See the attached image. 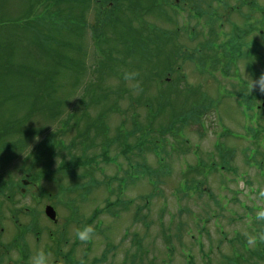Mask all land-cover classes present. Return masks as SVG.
<instances>
[{
    "label": "rangeland",
    "instance_id": "374dc122",
    "mask_svg": "<svg viewBox=\"0 0 264 264\" xmlns=\"http://www.w3.org/2000/svg\"><path fill=\"white\" fill-rule=\"evenodd\" d=\"M33 2L34 0H0V129L11 124L16 129L31 102L38 109V113L22 127L24 136H27L25 139L12 136V129L8 127V131L4 129L6 141H21L23 147L15 144L14 148L23 152L7 150V146L0 148V195L14 193L16 197H25L20 203L28 208L26 216L21 218L23 225L24 221L28 224L31 218L29 216L32 215L33 218H38L35 227H44L46 219L41 216L46 214L43 206L49 203V198L45 197L48 193L52 195V201L61 204L57 208L59 219L63 218L64 221L70 212L75 214L74 220H70L68 225L60 222L59 228L53 230L55 238L59 231V261L63 259L61 255H65L66 250L72 247L74 249L69 259L73 260V264H188V261L191 264H228L227 259L232 258L234 253L248 257L239 243L234 242L231 248L229 242L239 233L238 236L245 237L252 248L257 239L250 241L249 238L256 237L252 228L259 227L252 225L257 223L254 221L255 215L264 204V200L257 199V189L264 188V163L259 164L261 156H255L253 143L245 141L253 140L252 135L258 130L260 142L264 145V124L261 122L262 114L259 120L257 111H254L256 125L252 126L246 94L237 85L241 80L234 79L237 86L231 88L232 76L218 72V79L213 72H205L198 78L194 67L186 64L183 70L186 79L180 81L179 88H174L172 84L180 77L175 72L176 61L173 64L169 58L164 59L163 53L154 60L155 63L150 62L147 50L143 54L137 45L132 47L131 39L124 33L123 26H103L104 17L102 15L99 20V5L94 0L86 1L79 8H69L67 3H60L58 7L52 4V10L61 8L67 13L70 9L71 16L64 15L63 19L40 17V12H35L36 5L31 8L35 13L28 15V4ZM39 4L41 7L42 2ZM79 14H83L86 21L80 20ZM150 20L157 28L167 29L158 20ZM97 22L98 34L93 31ZM135 26L136 24L133 27ZM201 32L205 30L201 29ZM180 33L186 37L193 35L187 29H181ZM191 45L184 43L186 50L182 53L185 55L182 59L192 52L196 56L203 49H210L213 44L212 40H204L202 45ZM172 48L170 45L165 51L170 54ZM154 49L149 47V51ZM100 61H106L108 66L112 65L106 69L113 71L106 73L98 68ZM251 62L260 70L261 61L255 59ZM241 64L240 62L241 79L249 82L248 77L251 76ZM133 70L139 73L137 79L142 89L136 94H133L128 83L122 79L124 71ZM33 72L38 73V79L31 78ZM166 72L171 73L169 81H162L165 95L172 98V102H168V109H163L166 98L157 86L160 84L158 79H164ZM37 82L39 85L36 86ZM198 82L202 86L200 91L196 90ZM184 86H189L198 95L199 101L214 112L208 113L213 120V129L209 131L211 134L199 137L197 125L192 122L182 127L184 131L179 126L186 119L185 116L181 117L184 114ZM36 92V98H31ZM251 92L252 90H247V94ZM94 97L103 103L91 105ZM79 100L82 101L75 106ZM44 107H51L50 114L49 111L41 114L40 109ZM83 111H86V116ZM157 112L161 114L159 120L155 121L153 117ZM71 114L72 118L68 117ZM121 116L122 119L126 118L124 123ZM84 117L88 120H84ZM214 117L217 118L218 128L215 127ZM98 118L108 127L104 136L94 133L98 129L94 119ZM149 120L154 123L149 127L152 130H157L165 123L168 126L170 122L168 132L176 141H169L168 134L149 135L148 138L154 139L165 137L168 139V147L155 148L153 155L144 151L147 166L142 163L140 150L150 145V142L145 135L131 136V131L136 129L142 133V129L149 125ZM59 121L65 125L70 123L71 128L60 133L63 127ZM87 127L91 129L90 132ZM38 129L41 132L37 134L40 131ZM52 131L67 146L64 150L56 149L53 169L58 167L60 158L79 156L83 144L92 148L87 152L90 157L99 153L106 143L111 152L107 161L111 164L104 166L105 176L92 172L93 177L74 181L61 174L52 176V182L38 178L35 182L37 185L34 186L33 175L41 165L30 174L28 169L31 164L23 158L27 153H32L29 159L34 161L38 155L33 152L34 148ZM214 131L228 137H216L214 140ZM125 136L126 142L131 146L137 144V137L147 140L135 147V158L129 167L124 159L114 155L124 147L125 144L119 147L116 143H120ZM186 137L190 140L189 145L196 147L194 143L200 144L199 154L205 164L212 156L213 160L217 158L214 156L217 154L214 142L218 147L229 146L230 151H237L234 160L230 159L233 170L221 175L216 172L207 173L206 169L189 171L190 168H186L185 164L193 166L195 157L192 148L185 144ZM71 144H74V148H71ZM181 148L182 151H179ZM185 148L188 149L184 150ZM246 148L247 155L243 156ZM259 150L260 153L264 151L260 146ZM247 156L249 161L256 158L258 167L251 162L247 163ZM100 173L102 174L101 170ZM24 175L29 176L27 178L32 186L27 188L25 194H21ZM143 176L147 178L137 181ZM226 178L234 180L228 183L232 189L229 188L230 194L227 188L224 189ZM242 180L244 191L236 195L234 191ZM196 182H205L209 193L200 194L194 186ZM40 186L46 191H42ZM202 186L201 184L200 188ZM153 187L156 188L155 192ZM32 195L43 203L42 206H35L37 202L31 203ZM233 196L237 197L238 203H234ZM107 201L111 202L108 209L98 213L94 222L87 223L98 211L95 209L105 207ZM86 223L94 229L92 238L87 242L76 240L75 230ZM63 224L66 228L64 231L61 230ZM249 224H252L251 228ZM54 258L55 256L52 260Z\"/></svg>",
    "mask_w": 264,
    "mask_h": 264
},
{
    "label": "flooded vegetation",
    "instance_id": "af4514ba",
    "mask_svg": "<svg viewBox=\"0 0 264 264\" xmlns=\"http://www.w3.org/2000/svg\"><path fill=\"white\" fill-rule=\"evenodd\" d=\"M166 1L173 8L168 9V17H177L186 11L199 12L202 13L200 16L202 21L213 27L212 49L210 52H205L200 59L204 63L210 60L214 72L220 71L223 67H226V71L240 72L239 62H242L241 65L248 72L251 67L247 60L264 61V0ZM204 17L208 19L204 20ZM164 22L170 24L173 20ZM243 91L247 92L245 89ZM22 199L25 200L24 196L0 195V264H30V256L36 248H42L49 253V264H68L73 248L67 249L66 254L61 255L63 259L59 261V231L56 232L57 239L54 235L56 228H59L58 223L66 222L63 218L59 219L57 208L61 204L51 199L48 200L49 203L44 202L43 209L47 206L54 208L57 221H51L42 215L41 218L46 220L41 229L35 227L38 218H33L32 215L29 216L31 218L28 224L24 221L23 225L21 222V218L26 216L25 212L28 210L25 205L20 204ZM35 202H37L35 206L43 204L32 196L31 203ZM65 229L63 224L61 230Z\"/></svg>",
    "mask_w": 264,
    "mask_h": 264
},
{
    "label": "trees",
    "instance_id": "16d2710c",
    "mask_svg": "<svg viewBox=\"0 0 264 264\" xmlns=\"http://www.w3.org/2000/svg\"><path fill=\"white\" fill-rule=\"evenodd\" d=\"M88 2L89 0H34L33 3H29L28 6L29 7V11H28V15H32L34 14L36 11L37 13H39L40 17L42 16H45L44 18L45 19H50L51 17L53 19L55 18H58V19H63L64 15L65 16H71L70 14V9L72 6H76V8H79L80 6L84 5L85 2ZM42 2V6H40L39 3ZM60 3H67V5L69 6V12L67 13H64V10H62L61 8H57L59 10H52V6H59ZM53 4V5H52ZM37 6L35 8V12H32L33 10V6ZM158 7L156 10H158L156 12V17L157 16V13L158 12H161L163 14H167V11L169 9V7H171L169 5V2L166 1V0H160V2L158 3ZM32 8V9H31ZM41 9V10H40ZM160 10V11H159ZM21 14V13H20ZM169 14V13H168ZM162 17V15H160ZM116 18V17H115ZM153 20H156L155 19V16H152L151 17ZM150 18V19H151ZM160 18V17H158ZM117 19V18H116ZM145 27V26H143ZM140 30V29H138ZM138 30H134L133 28H131L129 31H130V36H135L138 32ZM146 30H149V31H152V29H146ZM188 32H191L192 30H194V28H191V27H188ZM142 30H140L141 32ZM127 31H125L124 33H126ZM143 32V38L144 39H147V42L146 41H143V42H139L138 43V47H140V52L145 54L144 50H147L149 52V61L152 62V63H155L154 60H156L157 58H159L160 55H162L163 53L164 54V59L168 60H171V61H174V52H177V47L173 44V40H171L170 38H168L167 36V33L165 30H161L159 28H153V33H154V36L153 38H151L149 35H148V31L146 32L145 29ZM141 32V34H142ZM148 37L151 38L150 40H148ZM172 46L173 49L170 50L171 53L168 54L165 50L168 46ZM152 46L154 47V51H149V47ZM153 52V53H152ZM208 60V59H207ZM254 59H249L247 60L246 62H249L250 64V67L251 69H249L248 73L252 74V75H260L261 73H259L258 71L255 70V66L253 65V63L251 61H253ZM210 61V60H208ZM263 64L264 61L260 60ZM237 66V65H236ZM9 67V66H7ZM235 67V66H234ZM227 69L226 67H223L222 71L225 72ZM252 70V71H251ZM168 71V70H167ZM7 72V71H6ZM232 73L235 75L237 73V71H232ZM36 75H38L37 72H33L30 76L31 78L36 80L38 78H36ZM32 81V80H31ZM34 82V80H33ZM39 85V82L36 83V86ZM46 90H49V89H46ZM187 91H190L189 92V96H187V100H194L195 99V96H196V93H194V91L192 89H188ZM38 92H36L33 95H31V98H36ZM34 100V99H33ZM198 104L197 100L195 99L193 101V103L191 104L192 106ZM197 106V105H196ZM50 108L51 107H44L42 109H40V112L41 114L43 115L44 114V111L45 112H48L50 114ZM196 107H194L195 109ZM27 109V112L24 114V117L22 118V120L17 124V128L14 129L13 128V124L7 126L8 128L12 129L11 133H12V136L15 135V137H21V138H26L27 136H24L25 133L23 132L22 130V127L24 125L27 124V122H29L34 115H36V113H38V109L37 107H34V103L31 102L29 107L26 108ZM47 113V114H48ZM48 118H50V116L48 115ZM7 127H3L2 129H0V148H3L4 146H7L8 149L7 150H17L19 152H21L20 149H16L14 148L15 144H20L21 147H23L21 141H18L17 143L16 142H7L6 141V138H5V135H6V132L4 131V129L7 130ZM40 131L37 132V134L39 132H41V129H38ZM36 134V133H35ZM56 134H53V133H49L45 136V138L40 142V144L37 145V148L40 149V150H46L45 152H39V155L36 156V159L34 161H32V164H38L43 158H47V156H49V153H51L54 149H55V145H56ZM9 138V136H8ZM26 147V145H25ZM91 147L87 145H83L82 146V152L84 151V153L86 154L88 152V150L90 149ZM229 155V154H228ZM227 155H223V158H226ZM230 157V155H229ZM49 163L51 162L50 160L48 161ZM252 162H255V160H253ZM85 164H87L88 162L85 161L84 162ZM221 166H227L226 165V162H221L220 163ZM64 168V166L62 167ZM74 168V167H73ZM74 170V169H73ZM216 171V170H215ZM214 171V172H215ZM59 172L63 173V171H60ZM106 207V206H105ZM101 211H103V209H100L98 211H96L94 214V216L97 217V214L100 213ZM139 212V210H138ZM257 222V221H256ZM257 224V223H256ZM257 227H258V224H257ZM259 229V228H258ZM257 233L258 231H255V236H256V241H255V244L252 248L249 247V241L245 238V237H240V236H236L232 242H230L233 246V243L234 242H237L239 243L242 247V249H244V253L246 256L248 257H245L243 254H235L232 256V258H228L227 259V263L228 264H264V242H261L259 239H258V236H257ZM99 262V261H98ZM192 262L191 261H188V264H191ZM206 264H210L209 262L206 263Z\"/></svg>",
    "mask_w": 264,
    "mask_h": 264
},
{
    "label": "clouds",
    "instance_id": "9594fccd",
    "mask_svg": "<svg viewBox=\"0 0 264 264\" xmlns=\"http://www.w3.org/2000/svg\"><path fill=\"white\" fill-rule=\"evenodd\" d=\"M139 73L135 70L124 71L122 74V79L126 81L133 92V94L139 93L141 89L140 81L137 79ZM251 88H256L260 92H264V74L253 79L248 77ZM257 199L264 200V188H262L257 196ZM257 224L259 227L257 236L261 242H264V209H261L257 213ZM94 234V229L91 225L83 224L75 230L74 238L81 242L89 241ZM247 235V234H245ZM256 237H250V241ZM30 264H49V253L42 249L36 248L30 256Z\"/></svg>",
    "mask_w": 264,
    "mask_h": 264
},
{
    "label": "water",
    "instance_id": "95a60500",
    "mask_svg": "<svg viewBox=\"0 0 264 264\" xmlns=\"http://www.w3.org/2000/svg\"><path fill=\"white\" fill-rule=\"evenodd\" d=\"M23 183H25V182H23Z\"/></svg>",
    "mask_w": 264,
    "mask_h": 264
}]
</instances>
